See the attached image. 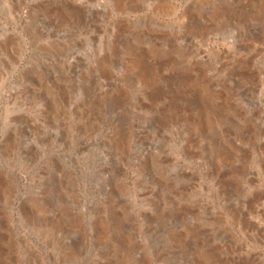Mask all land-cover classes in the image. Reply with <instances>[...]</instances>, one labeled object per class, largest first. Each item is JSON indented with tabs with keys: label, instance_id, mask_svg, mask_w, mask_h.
<instances>
[{
	"label": "rangeland",
	"instance_id": "374dc122",
	"mask_svg": "<svg viewBox=\"0 0 264 264\" xmlns=\"http://www.w3.org/2000/svg\"><path fill=\"white\" fill-rule=\"evenodd\" d=\"M0 264H264V0H0Z\"/></svg>",
	"mask_w": 264,
	"mask_h": 264
}]
</instances>
